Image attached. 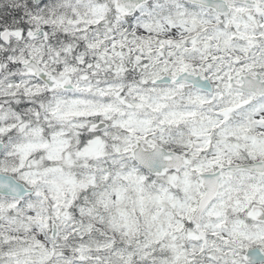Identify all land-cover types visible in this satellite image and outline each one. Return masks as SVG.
<instances>
[{
  "label": "snow or ice",
  "instance_id": "obj_1",
  "mask_svg": "<svg viewBox=\"0 0 264 264\" xmlns=\"http://www.w3.org/2000/svg\"><path fill=\"white\" fill-rule=\"evenodd\" d=\"M0 264H264V0H0Z\"/></svg>",
  "mask_w": 264,
  "mask_h": 264
}]
</instances>
